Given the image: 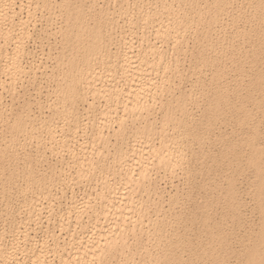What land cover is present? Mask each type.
<instances>
[{
	"label": "bare ground",
	"instance_id": "obj_1",
	"mask_svg": "<svg viewBox=\"0 0 264 264\" xmlns=\"http://www.w3.org/2000/svg\"><path fill=\"white\" fill-rule=\"evenodd\" d=\"M42 1L45 2L44 6L48 8L51 6L48 0ZM109 1H103L104 4L98 6L96 0L55 1L58 6L57 14L61 16L60 25L55 31L59 33V41L54 64L51 69L49 68L50 73L43 69L44 73L49 75H45L43 71L41 73L47 77V80L54 81L47 95L49 96L47 100L52 102L49 106V114L45 116L47 119H42L44 121L40 122L42 129L49 128L59 114L68 116L67 112L72 116L74 123L79 124L82 121L79 118L82 113L78 109L79 102L87 104L86 114L89 113V109L91 111V115L88 116L90 118L88 119L94 123L91 130V147L83 141L71 144L66 140L67 138L62 137L61 132L57 135L52 132L45 140H49L48 150L51 156L60 154L61 151H55V148L67 142V160L64 154L60 155V160L64 159L66 164L70 161V164L76 166L74 176L85 178L84 176L92 171L104 174L97 197L94 199L96 202L84 201L83 198L79 200L71 196L69 203L66 204L65 214L61 215L58 222L59 230H65L68 237L62 245L58 244V237L53 239L52 246L46 239L34 241L26 234L25 227L21 230L22 234H18L20 232L18 229L6 246H0V264H138L140 261L144 264H202L200 257L188 261V252L203 245L201 236H198L195 243L186 237V228L192 222V218L183 215L180 209L186 205L189 189L180 191L177 187L174 193L169 194L168 199L164 200L163 193L160 188L158 189L152 176L156 172L155 169L173 174L176 168H179L187 179L190 176L211 178L214 173L213 168L218 161L217 157L224 151L215 152L212 146L204 145V139L210 138L213 121L217 119L218 113L222 112L221 108L229 109L235 122L245 123L250 118L253 120L247 102L252 101L251 99L257 101L254 93L264 90V67L257 65L259 61L264 62V0H251L255 5L254 10L251 12L252 17L246 18L249 22L248 28L252 31L256 30V33L254 34V31L251 33L247 27L244 30L235 27L231 33L234 35L231 36L232 38L245 40L247 46L240 49L234 41H230L229 51H225L222 55L207 54V48L216 35V22L222 12L229 7L231 0H159L160 2L113 0L111 3ZM30 2L31 0H0V43L3 42L0 54L4 58L2 67L0 65V73L10 79L7 82L6 78L4 80L0 77V85L6 88L7 93L17 90L15 80L23 73L29 74L27 85L39 86L37 69H40L43 63L40 61L36 64L24 65L21 60L23 56L29 54L30 48L24 46V40L30 32L31 17L33 20L35 18V11L28 8ZM33 2L36 4L40 0ZM22 10H25L24 17L20 15ZM123 13L128 16V21L125 19L127 24L138 20L142 21L140 22L142 25H147L157 20V24H153L152 34L158 41L148 39L144 49L139 48L137 51L132 48L134 37L131 32L128 36L123 33L125 30H119L120 32L113 37L112 24L114 25L115 18ZM200 24L203 26L200 29L201 39L196 45L198 52L196 57L191 59L188 71L192 74V71L198 69V64L199 67L210 65L214 69L198 89V92L205 93L206 98L204 104L199 106V115H196L189 108L194 97L191 89L177 87L178 91L171 92V86L167 89L165 87L168 79L162 73L163 70L160 72L162 75L160 74L161 80L158 82H156L158 77L155 74L150 75L149 70L155 67L158 69V66L162 65L165 72L167 71V76L171 71L174 76L180 77L186 70H180L178 58L167 56L166 59L165 53L173 49L177 51L179 48L183 49V39L180 37L185 29L193 25L199 27ZM131 26L130 28L134 27ZM246 30L247 32H244ZM13 36L17 39L14 40ZM166 36L172 39L170 38L169 48L164 50L162 42ZM11 40L14 41L13 47L8 50L7 45ZM140 40L142 41V38ZM236 47L239 51L238 55L234 52ZM224 55L226 59L231 57L240 63L239 71L244 69L241 65L242 57L248 60L251 68L245 84L246 90L242 93V88L238 87L234 90L235 94L231 99L227 91L233 83L228 80L220 82V79H225L226 76V72L219 69ZM98 62L102 63L101 67H98ZM106 65L108 68L102 69ZM106 72H114L118 75V79L115 82L107 80ZM43 79L45 81V78ZM5 82L8 85H5ZM164 90H167V93L163 101ZM16 96L18 100L19 96ZM244 98L246 101H242ZM0 99H2L1 93ZM41 101L35 100L39 109L43 107ZM95 101L98 102V109L94 107ZM28 102L18 101L20 104L16 106L17 108L12 111L9 108L5 109L10 112L4 115L3 108L9 104L3 105V101L0 100V123L5 121V117L11 116L8 126L14 137L22 131L29 130L28 125L30 126L35 119L31 114L32 106ZM257 104L259 105L258 102ZM156 111L160 112L159 118H149L140 122L141 118L150 117L151 113L155 114ZM183 124H188L187 129L179 131L178 127ZM32 127L33 123L31 129ZM192 129L197 146L186 151L189 142L185 143L183 135L186 130L190 133ZM170 130L174 131L168 134ZM255 134L256 131H253L247 137L250 150L247 159L244 160L254 164L255 173L259 177L254 196L257 207L264 217V166L261 163L264 148L256 146ZM75 135L76 132L73 133V136ZM130 136L136 139L135 142L123 146L126 138ZM5 138V132L1 130L0 140ZM155 140L158 141L157 144ZM110 146L112 150L109 149ZM3 148L4 146L0 144V153L5 151ZM39 155L46 156V152H42L37 147L34 151L24 153V159L33 161ZM12 156L15 159V153ZM25 172H28V180H36L30 163L25 165ZM63 173H65L63 165L60 168L50 167L48 172L56 180L62 177ZM111 175L112 178H109ZM159 175L161 177L160 171ZM231 189L230 183V192ZM142 192L147 194V198H138ZM33 208L35 210L26 217L28 220L39 217L40 207L38 208V203L35 201ZM233 211V222L238 224L239 215L235 208ZM85 216H87L86 224L83 220ZM208 217L202 211L200 219L203 225L207 223ZM206 233L208 242L214 241L213 230L207 229ZM248 233L249 229H244L239 238L242 248L237 264H264V220L261 221L255 235L258 240L252 243L255 238L253 239V235L248 236ZM21 240L28 242V248L26 244L23 246ZM222 241L223 238L218 237V243ZM26 248L28 252L24 253L25 261V258L19 259L17 253H22L20 251ZM204 252L205 256L212 258L216 250L212 246H207Z\"/></svg>",
	"mask_w": 264,
	"mask_h": 264
},
{
	"label": "rangeland",
	"instance_id": "obj_2",
	"mask_svg": "<svg viewBox=\"0 0 264 264\" xmlns=\"http://www.w3.org/2000/svg\"><path fill=\"white\" fill-rule=\"evenodd\" d=\"M33 1L34 0H31L28 8L31 11H35V18L33 20V17H31L32 19L30 20L32 22H30L32 28L30 27V32L28 36H26V38H29H25V40L23 39L24 46L27 49L30 48L29 54L23 56L25 59L21 58V60H23L22 62L24 65L36 64L40 61L43 63L42 65L44 66V68L42 66L40 69H37L38 71L36 70L37 79L39 78V86L27 85L29 81L28 73H23L22 75L20 74L21 76H18L20 80L18 78L15 80L17 84V90L14 89L13 91H9L7 93L6 88H2L0 85V93L2 95V99L0 100L3 101V105H10L13 103L12 106H4V115H8L10 110L12 111V109H16V106L20 104L18 103V101L23 102L24 100H26L29 101L28 103L30 104V106H32L31 114L32 116L34 115L33 117L35 118L32 122V129L31 123L30 126L28 125V129L30 128L29 130H25V132L22 131L21 133H19V135H16V137H14V133H12L8 126L11 116H9L8 118L5 117V121H2L0 123V133L2 130L5 132L6 136L4 140H0L2 142H0V144L2 145V147L4 146L3 149L5 150L0 153V246H6L18 229L20 230L18 234H22L21 230H24L25 228L27 229L26 234H28L30 238H33L36 242L42 240L44 241V239H46L53 246V239L55 240L56 237H58V244L62 245L64 241L68 239V237L65 230H59L58 222L61 218V215L65 214L66 204L69 203L71 196H74L76 199L79 200L80 198H83L85 199L84 201L91 200L92 202H96L94 199L97 197V191L100 186V182L104 177L103 173L101 174V172L93 171L87 173V175L84 176L85 178L74 176L76 174V166L72 163L70 164V161L68 162V164H66L64 162V159L60 160L61 154H64V158L66 157L67 160V142L64 145L61 143L63 147L57 146L55 148V151H61L60 154H57V156L49 155V140L45 139L49 137L52 132L56 135L61 132L62 137L67 138L66 140L69 141L71 144L76 141H83L84 144L91 147V130L92 125L94 123L90 121V118L88 117L91 115L90 109L89 113L86 114L87 104L79 102L78 109L80 110V112H82L79 115V118L82 120L79 124H75L72 116H70L65 110L68 116H62L64 114L61 113L55 118L57 120L54 119L55 121H53V124H51L49 128L42 129V125L40 122L44 121L42 119H47L46 115L49 114V106L52 102L47 100L49 98V96L47 95H49L51 85L54 81L53 79H48V81L47 77L41 75V73L42 71L44 73V70H46L47 73H50V69L52 68L51 66H53L52 64H54L55 61V52L59 41V33L55 31L58 29L61 20V16L57 14L58 6L55 4V1L60 0H48V2H50L49 5H51L49 8L44 6L45 2L42 0H40V2L43 3L39 2L36 4ZM103 1L106 2V0ZM103 1L96 0L97 6L104 4ZM112 1L113 0H110L109 2L111 3ZM158 2L160 1L158 0ZM254 6L255 5L251 0L230 1L229 7L226 9V11L222 12L220 19L216 22V35L207 48V54H225V51H229L230 41H234V44H236V46L240 49L241 47L247 46L248 43L245 42V40H243L242 38H232L231 36L234 35H231V33L235 27L240 28L239 30H244L249 27V25L247 24L249 22L246 21V18L252 17L251 12L254 10ZM24 12L25 10H22V13L20 14L22 17H24ZM115 19L116 22L114 23V25L112 24V36L114 37L117 32L123 30H125L123 31V33L127 35L129 32H131L132 37H134L132 39V48H134L133 50H139V48L141 49L145 47L148 39H153V41L157 40L156 38L154 39V34H152L154 29L153 24L156 25L157 20H154L148 23L147 25H142V21L136 20L134 23H130L134 26L133 28H130L132 26L130 24H127L126 22L128 21V16L126 15V13L121 14V16H118ZM125 19L127 20L125 21ZM246 24L248 26H246ZM138 25L139 27L137 28ZM180 26L181 25H179V27ZM202 26L203 24H200L199 27L198 25H193L192 27H189V29H185L186 31H184L182 37H180L183 39V49L179 48L178 51L176 49L169 50L167 51L168 54H166L167 52L165 51L166 59L167 56H169L168 58L175 56L176 58H178L177 63L181 68L180 70H186L182 73L180 77L174 76L171 71L168 72L167 76V71L165 72V69H163L162 65H159L158 69L157 67H155V69L149 70L150 75L154 76L155 74V76L158 77L156 82L161 80L160 72H162L163 70L162 73L168 79L165 82V87L167 89L168 86H171V92L178 91L177 87L188 90L191 89V94L194 97L192 103L189 104V108L191 109V112L195 113L196 115H199V106H202L204 104L206 98V96L204 95L205 93L198 92V89L201 87L202 82L206 78L208 79L211 71L214 69L210 65L199 67L198 64V69L192 71V74L190 71H188L191 59H194L198 52L196 50V45L198 43V40L201 39L200 29L202 28ZM249 29L250 28H248V30ZM249 31H251V33H253L254 31V34L256 33V30L252 31L250 29ZM244 32H247V30ZM144 33L145 36H143ZM146 36H149V38H147ZM13 37L14 40L17 39L15 36ZM140 38H142V41L140 40ZM170 38L171 37L168 36L164 38L162 42L164 50L168 49L169 45H171L170 43L172 38ZM139 40L140 44L138 42ZM12 42L14 41L11 40L8 42V50L13 47ZM1 44H3V42L0 43V49L2 50L3 45L1 47ZM237 47L234 50V52L236 53L235 55L239 54ZM3 59V56L1 57L0 54L1 67L3 64ZM241 59V65L244 67V69H242L241 71H239L240 63H238L234 59H231V57L229 59H226L225 55L223 56L219 68L220 70L226 72L225 79H220V82L228 80L233 83V85L228 87L229 90L227 91V95L230 99L232 98V95L235 94L234 90L238 87L242 88V93L246 90L245 84L248 80L249 73H251V68H249L248 60L243 57ZM35 60L36 62H34ZM31 61L33 62L31 63ZM261 62L262 61L257 62V65L260 67H264V62ZM45 64H47V66H45ZM101 65L102 63H99L98 67H101ZM173 67L174 65L172 66V68ZM106 68H108V65L102 67V69ZM155 70L156 72L154 73ZM47 73L44 74L49 75ZM0 74L1 79H7V82L8 80L10 81L8 76L4 77L5 75H3V73ZM117 77L118 75H116L114 72L105 73V78L107 80H111L112 82H115V80L118 79ZM43 78H45V81ZM106 79L104 80L107 82ZM7 82H5V85L7 84ZM239 84H241L242 86H239ZM34 87L36 90L34 89ZM162 93V98L164 101L166 99L165 94L167 93V90H164ZM16 94L17 96H19L18 100L15 98ZM90 97L91 96H89V98ZM254 97L257 99V101L251 99L252 101L247 102V106L253 114V120L250 118L245 123L235 122L234 118L231 116V111L229 109L226 110L225 107H222V112H219L217 119L213 121L211 127L212 133L210 134V138L204 139V145L212 146L215 152L221 153L224 151V153L221 156L217 157L218 161L213 168L214 173L211 178L205 179V177L203 176H200L198 178H192V176H190L187 179L185 175H183V171H181L179 168H176L173 174L166 173L162 169H159L158 171L156 169L154 170L156 172L153 173L152 179L156 181L158 189L160 188L159 190L161 191V193H163L162 195L164 200H167L169 194H173L174 190L177 187L180 191H186L187 189H189V197L186 201V205L185 207L179 209L183 215L192 218V222L186 228L187 239L195 243L197 241L198 236H201L203 240V245L195 250H192L191 252H188V261L196 257H200L202 264H221V262H223V264H237L239 254L241 252L240 249L242 248L239 238L242 236L244 229H249L248 236L253 235L254 239L259 229L261 221L264 220L263 215L260 213V210L257 207V200L254 196L256 182L259 177L255 173L254 164L249 163L247 160H244V158L247 159L250 150V145L248 144L249 142L247 140V137L253 131H256V146L258 148H264V90L255 92ZM36 99H39L40 101L42 100L41 102L43 107H41L40 109L35 104ZM100 100L102 102V99ZM235 101L236 99L233 100V102ZM242 101H246V98H244ZM257 102L259 103V105L257 104ZM97 106L98 102L95 101V109L97 108ZM8 108L10 110L6 111L5 109ZM151 114L153 117L144 116L140 119V122L142 123L148 120L149 118L156 119L160 116L159 111L155 112L156 115L154 113ZM64 118L66 119L63 120ZM128 122L130 123V121ZM187 127L188 124H183L180 125V127L178 128L179 131H183L187 129ZM74 130H76L75 136H73V133H75ZM173 131L170 130L168 134ZM183 139L185 140V143L189 142L188 147L185 146L186 151H188L191 147L197 146L194 141L195 133L193 132V129L190 131V133L186 130L183 135ZM135 140L136 139L130 136L129 138H126V143L123 144V146H125L126 144H130L131 142L134 143ZM157 142L158 141L155 140L156 144ZM70 143L68 144L70 145ZM255 144H253V147ZM37 147H39L42 152L45 151L46 156L40 157V154L37 159L33 161L30 159H24V153L28 151L30 152L31 150L34 151ZM109 149L112 150V147L110 146ZM13 153H15V159L12 156ZM262 158L264 162V154L262 155ZM263 162L261 161L262 165L264 166ZM27 163H30L33 167V175L36 178L35 181L28 180V172H25V165ZM62 165L64 166L65 173L61 174L62 177H60L58 180L48 174L50 167L56 166L60 168ZM159 171L161 177L159 175ZM158 176L160 178H158ZM109 178H112V175ZM60 180L62 182H60ZM230 183L232 184L231 192L229 191ZM146 195V193L142 192V194L138 195V198H147ZM34 201L35 203H38V208L40 207L38 214L39 217L35 220H33V218L32 220H28L26 217L32 211L35 210L33 208ZM233 208L236 209V212L239 215L238 224H234L233 222ZM202 211L209 216L205 225L202 224V219H200ZM83 220L86 224L87 216L83 217ZM24 224L26 226H24ZM207 229H212L215 234L214 241L210 243L206 238ZM218 237L223 238V241L221 243H218ZM255 240H258V237L255 238L252 243ZM27 243L28 242L25 241L22 244L23 246L24 244H26L28 248ZM207 246H212L216 250L212 258L205 256L204 248ZM27 248L25 250L20 251L22 253H17V257L19 259L23 260V258H25L24 260L26 261L24 253L28 252ZM138 264L144 263L140 261Z\"/></svg>",
	"mask_w": 264,
	"mask_h": 264
}]
</instances>
